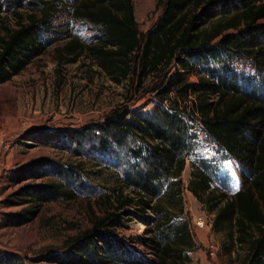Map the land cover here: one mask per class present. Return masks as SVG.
<instances>
[{
  "label": "trees",
  "instance_id": "16d2710c",
  "mask_svg": "<svg viewBox=\"0 0 264 264\" xmlns=\"http://www.w3.org/2000/svg\"><path fill=\"white\" fill-rule=\"evenodd\" d=\"M21 1L0 0V17L6 9L17 17L16 26H5L0 34V82L43 49L37 29L47 21L45 1L40 14L34 10L26 16L17 9ZM73 4V17L101 27V37L85 47L114 81L131 76L140 86L149 74L170 67L153 87L151 108L117 107L94 127L66 131L76 141L86 137L98 156L122 155L127 162L121 171L123 183L102 196L101 214L47 259L57 264L119 260L123 244L111 229L121 218L134 215L146 231H153L148 239L156 254L154 264H186L185 252L193 239L188 222L178 217L184 189L180 174L194 148L191 120L198 118L202 129L244 165L250 178L230 194L214 192L209 164L197 159L191 160L186 188L215 212V230L247 243L245 264H264V0H156L162 11L144 33L138 29L133 0ZM71 39L64 46L69 52L80 46L77 38ZM242 57L254 72L239 71L233 64ZM191 69L198 73L197 80H187ZM33 162L35 176L47 174L42 167L51 160ZM60 166L58 180L25 185L23 194L29 196L24 199L34 202L12 215L10 223L32 219L45 201L74 196L75 169ZM126 185L135 194L124 193ZM0 264H18L17 255L0 251Z\"/></svg>",
  "mask_w": 264,
  "mask_h": 264
},
{
  "label": "rangeland",
  "instance_id": "374dc122",
  "mask_svg": "<svg viewBox=\"0 0 264 264\" xmlns=\"http://www.w3.org/2000/svg\"><path fill=\"white\" fill-rule=\"evenodd\" d=\"M27 1L22 0L17 7L24 16L34 10L40 14L42 1L48 16L37 29L43 42L42 51L9 79L0 82V251L16 254L18 264H57L49 261L47 255L63 251L74 237L91 226V219L101 214L102 196L123 183L121 171L127 162L122 155L98 156L86 137L76 141L66 131L94 127L117 107L151 108L153 87L161 82L170 66L149 74L140 86L131 76L116 82L85 47L101 37V27L73 17V0ZM211 3L217 4V0ZM133 8L142 33L162 11L156 0H133ZM1 13L0 34H3L5 26H16L17 17L10 9ZM71 37L77 38L80 46L69 52L64 46ZM233 64L239 71L254 72L246 58L234 59ZM198 77L193 69L187 74L188 81ZM191 122L194 148L186 156L180 174L183 185L188 182L191 160L203 159L209 164L210 187L214 192L224 190L230 194L242 187L245 178H250L244 165L202 129L200 119L192 118ZM38 158L51 160L43 164L42 169L47 172L44 176L34 175L32 168L37 163L33 161ZM59 165L75 169L74 196L45 201L32 219L10 223L17 212L34 202L24 199L29 196L23 194L25 185L58 180L56 166ZM123 190L135 194L129 185ZM182 202L178 217L188 222L193 239V246L185 252L186 264H245L246 242L238 241L234 234L215 230L212 225L215 212L189 190L183 189ZM196 214H203L208 221L202 229L193 226ZM111 230L120 238L124 249L119 260L104 264L155 263L156 254L148 239L153 231H146L137 216L121 218Z\"/></svg>",
  "mask_w": 264,
  "mask_h": 264
},
{
  "label": "built area",
  "instance_id": "2783aa9c",
  "mask_svg": "<svg viewBox=\"0 0 264 264\" xmlns=\"http://www.w3.org/2000/svg\"><path fill=\"white\" fill-rule=\"evenodd\" d=\"M217 97V93L212 94V99H215ZM184 190H188L186 188V184L184 185ZM208 224V221L206 220L205 216L203 214H196L193 216V226L195 229H202ZM213 249L211 250V253H213Z\"/></svg>",
  "mask_w": 264,
  "mask_h": 264
}]
</instances>
